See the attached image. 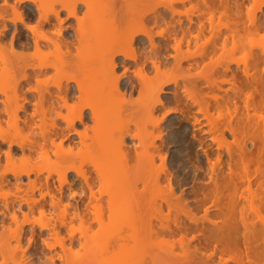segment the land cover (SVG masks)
Instances as JSON below:
<instances>
[{
    "label": "bare ground",
    "instance_id": "obj_1",
    "mask_svg": "<svg viewBox=\"0 0 264 264\" xmlns=\"http://www.w3.org/2000/svg\"><path fill=\"white\" fill-rule=\"evenodd\" d=\"M71 19L76 24L66 25ZM114 19L119 23H103ZM0 26V92L8 95L2 113L9 115L0 113L5 262L34 264L39 240L64 259L57 247L66 252L74 244L78 218L87 231L113 221L132 232L118 244H84L88 261L264 264V0H0ZM255 35L261 45L252 47L251 61L235 56ZM51 69L61 75L52 86L41 78ZM170 71L183 79L161 78ZM33 81L38 85L25 87ZM149 125L158 133L145 143ZM171 144L170 164H193V176L167 167ZM149 146L162 160L158 167ZM191 177L202 180L195 203L183 189ZM194 231L216 242L211 253L193 245ZM161 234L180 235V250L174 241L149 244ZM55 261L45 255V264Z\"/></svg>",
    "mask_w": 264,
    "mask_h": 264
},
{
    "label": "rangeland",
    "instance_id": "obj_2",
    "mask_svg": "<svg viewBox=\"0 0 264 264\" xmlns=\"http://www.w3.org/2000/svg\"><path fill=\"white\" fill-rule=\"evenodd\" d=\"M82 13H84L85 11L83 10V11H81ZM80 12V14L82 15V13ZM84 15V14H83ZM11 16V15H10ZM119 19H114V20H105L103 23H106V24H108V25H111V24H117V23H119ZM70 24H72V25H75L76 24V19H71L69 22H67L66 23V25H70ZM19 25H21V24H19ZM0 30H1V26H0ZM261 37V36H260ZM144 39H145V41H147V39L145 38V37H143ZM253 38V40L252 39H250V40H252L251 41V43H249L250 41L249 40H245V42L246 43H249V45L247 46L246 45V48L245 49H243V50H241V51H239L238 53H237V55H235V56H237V57H240V58H242L243 60H250V58L249 57H253L254 56V54H253V49H252V47L254 48V49H256V50H254V52H256L257 50H259L260 49V45H261V42L259 43V36L257 35H255V37H252ZM7 39H10V37H8ZM248 39V38H247ZM4 41V40H3ZM156 41L158 42V43H160V41H163V39L162 38H160V37H157L156 38ZM249 41V42H248ZM264 42V41H263ZM7 44V43H6ZM262 44H264V43H262ZM147 45L148 44H146V46L145 47H147ZM250 45H251V49H250ZM7 46V51L9 52L10 50H11V48H10V46L11 45H6ZM19 49V48H18ZM148 48H146V49H144V47H143V53H145V51L147 50ZM6 50V49H5ZM4 50V51H5ZM16 51H17V49H16ZM19 51V50H18ZM32 51V50H31ZM148 51V50H147ZM251 54H252V56H251ZM251 61V60H250ZM249 61V62H250ZM244 62V61H243ZM151 63H148V66L150 67L151 65H150ZM15 65H17V63H15L14 64V66ZM243 65V64H242ZM3 66V63L0 61V68ZM135 66V63L134 62H130V63H128V67L129 68H131V69H133V70H135V68H137V67H134ZM264 66V65H263ZM16 67V66H15ZM14 68V67H13ZM17 68V67H16ZM15 68V69H16ZM121 72L123 71V68H121V70H120ZM253 71H255L254 69H253ZM257 71V70H256ZM255 71V72H256ZM171 72V71H170ZM174 72V73H173ZM257 73V72H256ZM255 73V74H256ZM257 75V74H256ZM183 75H181V77H182ZM60 77H61V75L56 71V69H51L50 70V72L46 75V76H42L41 78L42 79H44V80H46L47 81V84H49L50 86H52V84H54L56 81H58L59 79H60ZM180 78V80H182L183 78H181L180 77V73L179 72H177V73H175V71H172L170 74H166L165 76H162L161 78L162 79H167V78ZM161 78H159L158 79V81L156 80V82L157 83H159V82H162L163 80H161ZM155 82V84H157ZM36 83V82H35ZM37 84V83H36ZM38 85V84H37ZM226 87L227 86H229L230 87V85L229 84H226L225 85ZM252 91H253V89H252ZM9 94H10V92H8ZM256 93V92H255ZM140 96V93H139V91H136V92H134V94H133V99H134V97H135V99H137L139 96ZM256 95H257V97H258V94L256 93ZM6 96H8L7 94H4V93H1L0 92V113H1V118L4 120V119H8V117H9V115L8 114H6V113H2V109H4L5 108V104H4V100L7 98ZM138 96V97H137ZM167 96H169V97H167ZM174 96V94H165L164 95V97L165 98H169V100L170 99H172V98H174L173 97ZM137 97V98H136ZM140 98V97H139ZM164 109L163 110H160L159 112H157L156 113V115L157 116H161V115H163V113H164ZM214 112H212L213 114L215 113V115L217 116V114L216 113H219V111H216V110H213ZM216 111V112H215ZM64 112H66V111H64ZM226 112V111H225ZM224 112V113H225ZM260 112H261V114H260ZM259 112V114L260 115H263L264 114V111H260ZM263 113V114H262ZM181 115V114H180ZM179 114H173V115H171V118L173 117V118H175V119H178V121L181 119L182 120V118H183V116H180ZM214 115V116H215ZM226 115V114H225ZM200 116H202V115H200L199 114V117ZM216 116H215V119H216ZM224 116V115H223ZM222 116V117H223ZM178 117H180V118H178ZM203 117V116H202ZM218 117L219 116H217V119H218ZM201 118V117H200ZM225 118V117H224ZM205 118L203 117L202 118V121L204 120ZM263 120H264V115H263V118H262ZM261 119V120H262ZM207 120V119H206ZM205 120V122L207 123V121ZM204 121H203V123H205ZM6 123V122H5ZM3 124H4V122H3ZM167 124V123H166ZM166 124L163 126V128H162V131H163V133L165 134V132H166V134L165 135H167L168 134V131H169V127L167 128V129H165L167 126H166ZM188 124V123H187ZM4 125H6V124H4ZM176 125H178V126H176ZM181 124H175L173 127H179ZM189 126H190V124H189ZM205 126H207L208 128H209V126H208V124L207 125H205ZM204 126V127H205ZM6 127V126H5ZM206 127V128H207ZM165 129V130H164ZM136 130V129H135ZM192 130V129H191ZM10 131L12 132V129H10ZM137 131V130H136ZM143 132V131H142ZM148 133V135H146V133ZM144 133H145V135H144V141H145V143H148V142H150V140H151V138L155 135V134H157L158 133V131H157V129H155L152 125H149L148 126V130H144ZM152 134H153V136H152ZM152 136V137H151ZM146 138L147 139H150V140H147L146 141ZM228 138H229V140H232L233 139V137L229 134V136H228ZM257 140V139H256ZM257 142V141H256ZM259 143V142H258ZM4 147H3V149H2V151H4L5 149L7 150L9 147H8V145L7 144H4L3 145ZM150 147V146H149ZM198 147V146H197ZM197 147H195V149L197 148ZM170 148V151H175V149H173V145L171 144V145H169V147H167V150H166V153H165V155H166V161H167V167H169L170 169H172V168H174L173 169V171L175 170H180L181 172L182 171H184V172H180L181 173V175L183 176L184 175V173L185 172H188V170L189 171H191V173L194 171V169H193V167L194 166H192L193 164H189V166L184 170V169H182V168H180L181 167V165H179V168L178 167H176V165H173V164H170L171 163V156H170V151L168 150ZM249 148V149H248ZM194 149V150H195ZM191 149H188L187 150V152L188 151H190ZM193 150V153H197V155L198 154H201V155H204L202 152V150H200L199 151V149L197 148L195 151ZM246 151H251V152H253L252 154H254L256 151H255V148H254V145H252V144H248L247 145V148H246ZM255 151V152H254ZM187 152L185 153V154H187ZM199 152V153H198ZM163 153V154H164ZM248 153V152H247ZM0 154H1V152H0ZM184 154V155H185ZM248 154H250V153H248ZM156 155L155 154V151H154V149L152 148V147H150L149 148V158H152V157H154V156ZM191 155H195V154H192L191 153ZM151 156V157H150ZM170 156V157H169ZM186 157V159H188V156H185ZM155 165L158 167V166H160L161 164H162V160L156 155L155 156ZM224 164V165H223ZM222 165H223V169L226 171V169H227V171H229V169H228V165H226L225 163H223ZM171 165H172V168H171ZM255 165V164H254ZM253 165V163H252V165H250V169H251V171L252 170H254L255 169V167H256V165L254 166ZM174 166V167H173ZM240 166V165H239ZM238 166V167H239ZM242 166V165H241ZM239 167V169H236L237 170V172H238V174L239 173H242L243 172V167ZM264 166V165H263ZM205 167H208V164H206V166ZM89 168L90 169H92L93 167L92 166H89ZM177 168V169H176ZM193 170V171H192ZM243 174V173H242ZM194 175V172H193V174H192V176ZM240 175V174H239ZM25 180H28L26 177H25ZM202 180H193V177H191V181L189 182V185H187V186H185V187H183V189H185L186 190V192L188 191H190L189 193H194L193 195H190L191 197H192V199L190 200L191 202L193 201V203H195V201L197 200H199V199H201V197H203V195L201 194V192H200V194H197V190H196V188H198V185H200L202 182H201ZM204 181V180H203ZM204 183V182H203ZM167 184V183H166ZM162 185H164V184H162ZM189 188V189H188ZM196 190V191H194V190ZM194 191V192H193ZM181 190H180V192H178L179 194H181ZM4 194V193H3ZM198 195V196H196V195ZM2 195V194H1ZM0 195V196H1ZM202 195V196H201ZM3 196V198H5V196L4 195H2ZM1 196V197H2ZM0 197V199H3V198H1ZM197 203V202H196ZM210 202H208V204H209ZM207 204V205H208ZM210 205H211V203H210ZM209 206V205H208ZM198 213H196L198 216H201L202 214H204V210H201V212H199V211H197ZM57 213V212H56ZM54 214V216H55V219H56V217H57V214ZM263 215H264V213H263ZM36 216H40V214H36ZM107 220H108V217H107ZM56 223L58 224V226H60L59 225V220L58 219H56ZM73 224L75 225V233H76V236L78 237V238H76V240H75V242H74V244L71 246V248H68L67 250H66V252H63L61 249H60V247H57V250L59 251V252H61L63 255H64V259H62V258H60V257H58V255H55L56 254V251H54V252H51L50 250H48L47 248H44L43 247V244H42V240H39V243H38V245H37V247H39L38 249H39V251H38V249L36 250V248H35V250H34V254H36V255H34V257L35 258H33L34 259V261H35V263L34 264H45V255L47 254V253H49V254H51V255H54L55 256V259H56V261H55V264H115L116 263V260H110V261H108V262H106V261H103V258H102V256L101 255H97L96 257H94V258H92V260L90 261H88V259H86L85 257H86V255L84 254L86 251H87V249L86 248H84L83 246H84V244H86V243H89V244H92V245H100L99 243H101L102 241H107V242H109L110 244H118L119 243V237L120 236H123V235H130V234H132V232L131 231H129V230H125L124 228H121L120 226H118L116 223H114L113 221H109L108 222V224L106 225V226H103V227H101V226H99L96 222H93L92 223V229H90L89 231H87V230H85L81 225H80V220L78 219V218H75L74 220H73ZM27 228H31V225H29V226H27ZM0 230H2L1 229V227H0ZM62 231H63V233L64 234H66V235H68L69 234V231L70 230H68V228L66 227V226H62ZM48 232H49V230H45V231H43V237H47L48 236ZM195 232V236L197 237H195V239L193 238L192 239V237H191V233H190V236L188 237V238H190V239H192V241L191 242H193V245H195V243L198 245L199 244V247L201 246V250H203V251H205V252H212V250L214 249L213 247L215 246V243L216 242H214V241H210L211 242V245L209 244V242L207 241V243H205L206 242V237H205V233H203V231H200V232H196V231H194ZM205 232V231H204ZM198 233V234H197ZM194 233H192V235H193ZM199 234H201V235H199ZM198 235V236H197ZM203 235V236H202ZM159 237H157V235L156 236H151V237H153V238H150L149 240V244L150 245H152V246H154V247H158V246H161V248H165V246L166 245H168V243H170L171 241V243H174L175 242V245H176V247L179 245V247L177 248L178 250H180L179 248H180V237L178 238V236H180V235H178L177 236V238H175V241H174V238H170V237H168L169 239H166L165 238V236L164 235H158ZM193 237H194V235H193ZM80 238H82L83 240H80ZM186 239V240H189V239ZM205 239V241H203L204 239ZM171 239V240H170ZM179 239V240H178ZM176 240H178V242L179 243H177V241ZM200 240V241H199ZM4 241H5V238H3V237H1L0 236V244H5L4 243ZM174 241V242H173ZM198 241V242H197ZM52 242H55L54 240H52ZM93 242H95V243H93ZM205 243V244H204ZM67 244H69V242L67 243ZM201 244V245H200ZM204 245H206L207 247H205ZM42 247V248H41ZM203 247V248H202ZM42 249H44V250H42ZM205 249V250H204ZM43 251V252H41V251ZM33 251V250H32ZM86 254H87V252H86ZM85 255V256H84ZM224 255V256H223ZM226 256V257H225ZM41 257V258H40ZM84 257V258H83ZM222 257L223 258H228L229 257V254H226V253H224V254H222ZM219 257L217 256L215 259H214V261H216L217 263L219 262V260L220 259H218ZM86 260V261H85ZM151 260V259H150ZM149 259L148 260H146L145 262H144V264H163L161 261H156V262H154L153 260L152 261H150ZM0 264H20V260L19 259H16L15 261H12V260H9L8 262H5V260H4V258H2L1 256H0ZM30 264V263H29Z\"/></svg>",
    "mask_w": 264,
    "mask_h": 264
},
{
    "label": "flooded vegetation",
    "instance_id": "obj_3",
    "mask_svg": "<svg viewBox=\"0 0 264 264\" xmlns=\"http://www.w3.org/2000/svg\"><path fill=\"white\" fill-rule=\"evenodd\" d=\"M8 37H10V39H7ZM11 38H12V32H10L9 35L4 38L5 43H7L8 45H10ZM17 43H18V39H17ZM24 85H25V87H28V86H36L37 84L35 83V81H33L30 84L28 82H25ZM33 108L34 107L32 105H29L28 112L31 113L33 111Z\"/></svg>",
    "mask_w": 264,
    "mask_h": 264
}]
</instances>
